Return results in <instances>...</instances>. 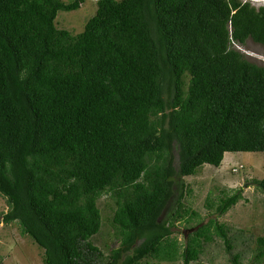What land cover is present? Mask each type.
<instances>
[{"label":"trees","instance_id":"obj_1","mask_svg":"<svg viewBox=\"0 0 264 264\" xmlns=\"http://www.w3.org/2000/svg\"><path fill=\"white\" fill-rule=\"evenodd\" d=\"M82 2L0 0V216L20 223L44 264H104L92 238L107 193L119 245L105 264H141L182 216L175 176L219 166L226 152H264V64L233 45H264V4L97 0L81 32L59 28L58 11ZM253 183L264 193V178ZM242 198H219L184 264L198 235L232 249L219 216ZM257 248L253 264H264L263 235Z\"/></svg>","mask_w":264,"mask_h":264},{"label":"rangeland","instance_id":"obj_2","mask_svg":"<svg viewBox=\"0 0 264 264\" xmlns=\"http://www.w3.org/2000/svg\"><path fill=\"white\" fill-rule=\"evenodd\" d=\"M65 2L73 0H63ZM250 1L255 6L264 4V0ZM97 0H84L75 10H59L56 24L59 28H66L72 33L81 32L87 20L95 14ZM246 57L258 64H264V45L249 38L246 43L234 46ZM233 171V167H239ZM264 178V152H226L219 166L204 164L197 172L190 176H175L176 192L179 183L184 181L185 206L181 210V217L177 221L175 233L168 245L156 256L142 260L141 264H184L183 250L189 235L187 228L207 223L221 196H227L236 189L243 191L244 198L233 205L229 211L219 216L230 228L229 237L232 249L227 250L222 238L208 235L204 239L198 234L195 237L200 242L201 250L197 258L190 264H253L258 251L257 237L264 236V193L253 183V179ZM188 191V192H187ZM186 192V193H185ZM214 206H213V205ZM101 209V229L92 238L93 242L104 253L103 263L108 262L112 248L119 245L117 231L112 222L116 203L109 194L104 193L98 199ZM9 206L5 196L0 193V212H6ZM44 250L27 234L22 233L18 221L5 223L0 216V259L2 264H44ZM237 255L235 262L233 257ZM259 264V263H258Z\"/></svg>","mask_w":264,"mask_h":264},{"label":"water","instance_id":"obj_3","mask_svg":"<svg viewBox=\"0 0 264 264\" xmlns=\"http://www.w3.org/2000/svg\"><path fill=\"white\" fill-rule=\"evenodd\" d=\"M202 224H198L196 226H193L191 228H187V231L185 232L186 236L188 235V233L194 232L196 231Z\"/></svg>","mask_w":264,"mask_h":264},{"label":"built area","instance_id":"obj_4","mask_svg":"<svg viewBox=\"0 0 264 264\" xmlns=\"http://www.w3.org/2000/svg\"><path fill=\"white\" fill-rule=\"evenodd\" d=\"M233 45L234 46H237L238 45V43H236V42H233ZM241 167H243V164H241L239 167H233V171H238L239 170V168H241Z\"/></svg>","mask_w":264,"mask_h":264},{"label":"clouds","instance_id":"obj_5","mask_svg":"<svg viewBox=\"0 0 264 264\" xmlns=\"http://www.w3.org/2000/svg\"><path fill=\"white\" fill-rule=\"evenodd\" d=\"M240 169V168H239Z\"/></svg>","mask_w":264,"mask_h":264},{"label":"crops","instance_id":"obj_6","mask_svg":"<svg viewBox=\"0 0 264 264\" xmlns=\"http://www.w3.org/2000/svg\"><path fill=\"white\" fill-rule=\"evenodd\" d=\"M226 154V153H225Z\"/></svg>","mask_w":264,"mask_h":264}]
</instances>
